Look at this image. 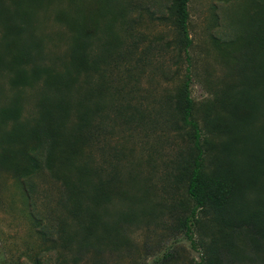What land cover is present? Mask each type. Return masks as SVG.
Instances as JSON below:
<instances>
[{
    "label": "trees",
    "instance_id": "obj_1",
    "mask_svg": "<svg viewBox=\"0 0 264 264\" xmlns=\"http://www.w3.org/2000/svg\"><path fill=\"white\" fill-rule=\"evenodd\" d=\"M262 1L257 20L251 17L249 28L236 38L251 52L242 57L239 83L220 94L219 110L210 106V127L205 121L203 128L190 93L189 0H173L169 8L174 51L187 67L181 85L164 101L169 119L184 131L186 141L166 172L171 178L167 185L185 195L188 211L173 214L185 238L193 243L202 219L211 221L210 264H264ZM115 15L113 0H95L63 22L69 44L61 59L46 49L35 27V12H25L22 0H0V75L11 91L0 103V167L22 183L28 209L35 204L36 176L47 172L59 184L45 224L34 212L29 214L49 244L47 251L55 254L54 264L69 259L70 264H81L88 253L99 256L103 248H121L125 230L140 225L157 207L150 205L148 186L136 174H124L116 166L106 170L85 152L97 147L101 119L117 98L106 82L119 45ZM27 90L35 96L31 117L23 116ZM136 115L145 122L143 114ZM0 264H12L1 249Z\"/></svg>",
    "mask_w": 264,
    "mask_h": 264
},
{
    "label": "rangeland",
    "instance_id": "obj_2",
    "mask_svg": "<svg viewBox=\"0 0 264 264\" xmlns=\"http://www.w3.org/2000/svg\"><path fill=\"white\" fill-rule=\"evenodd\" d=\"M94 1L22 0V6L25 12L36 13L35 27L45 38L46 49L64 59L69 35L63 22ZM172 2L113 0V30L119 45L110 60L106 82L117 98L101 119L97 147L85 152L92 153L94 161L106 170L116 166L124 174H136L148 186L150 205L157 207L153 217L147 215L140 225L125 230L126 243L121 248H103L99 256L88 253L81 264H210L211 221L202 219L193 243L185 238L173 216L188 211L185 195L167 185L171 178L167 179L166 172L186 147L184 131L173 125L164 107L168 94L181 85L187 67L185 59L174 51L175 33L169 19ZM262 4V0H189L190 93L201 128L205 121L210 127V106L219 110L216 100L220 94L239 83L242 57L251 52L236 38L249 28L251 17L257 20ZM0 88V103L4 104L11 91L2 75ZM25 92L23 116L31 117L35 96L31 90ZM136 111L143 114L145 122L136 120ZM33 184L35 204L28 209L22 183L0 167V249L12 264H54L55 254L47 251L49 244L42 241L29 214L34 212L44 225L60 186L47 172L36 176Z\"/></svg>",
    "mask_w": 264,
    "mask_h": 264
}]
</instances>
